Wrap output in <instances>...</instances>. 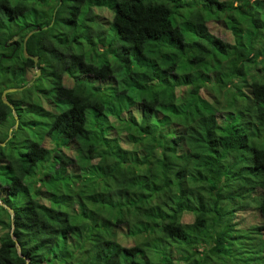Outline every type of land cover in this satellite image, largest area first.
Segmentation results:
<instances>
[{
    "label": "trees",
    "instance_id": "1",
    "mask_svg": "<svg viewBox=\"0 0 264 264\" xmlns=\"http://www.w3.org/2000/svg\"><path fill=\"white\" fill-rule=\"evenodd\" d=\"M24 85L0 264H264V0H0V94Z\"/></svg>",
    "mask_w": 264,
    "mask_h": 264
},
{
    "label": "rangeland",
    "instance_id": "2",
    "mask_svg": "<svg viewBox=\"0 0 264 264\" xmlns=\"http://www.w3.org/2000/svg\"><path fill=\"white\" fill-rule=\"evenodd\" d=\"M102 14L104 15V21L106 20L107 16H108V13L107 11H105L104 9H102ZM106 27V26H104ZM207 28L208 30L226 40V41H230L231 38H230V34L228 33V31L226 29L223 28V26L221 25L220 22H209L208 25H207ZM111 28L109 27L106 31L107 35L106 37H108L110 35V31ZM76 51V49H75ZM82 51H86L85 50V46L83 45L82 46ZM39 74V73H38ZM38 74L36 75V72H35V69H34V75L33 77L35 76H38ZM28 76H31V73L28 75ZM66 78H63L62 80V83L65 84V85H68L66 83ZM15 88H19V87H15ZM19 91V90H17ZM12 112V118L14 119V122L13 124L9 127V119L10 118H7L3 124L0 126V136H1V133H3L6 129H7V137L6 139L10 138L11 137V134L9 131L11 130H15L16 129V126L18 124V120H17V116L15 114H13L14 111H11ZM16 116V118H15ZM31 117H27L26 118V121L25 123L23 124L22 126V129L19 131V134H17L16 132H13V136H12V141L15 143V144H18L22 141V139H24L25 141L26 140H29L31 139V137L33 136V134H36V133H39V130H40V126L38 127H32V125L29 123V121H33V122H36L37 118L35 117H32V115H30ZM11 120V119H10ZM16 121V123H15ZM5 139V140H6ZM34 139H36V137L34 136ZM3 144V143H2ZM42 145L45 146V147H50L51 146V143L48 141V138H46L45 140H43L42 142ZM38 186V184L36 183L35 184V187ZM183 220L185 222H190L191 220V215L190 214H185ZM235 222H238L239 225H236V228H239L240 229V234H241V239H246V235L248 233V231L246 230L249 226H252V225H255L257 222H258V218H257V215L255 214V212L251 209H245L244 211L242 212H237L234 216V219H233ZM127 244V243H126ZM260 255H264V249L262 252L259 253Z\"/></svg>",
    "mask_w": 264,
    "mask_h": 264
},
{
    "label": "water",
    "instance_id": "3",
    "mask_svg": "<svg viewBox=\"0 0 264 264\" xmlns=\"http://www.w3.org/2000/svg\"><path fill=\"white\" fill-rule=\"evenodd\" d=\"M45 28H46V26L43 27V29H45ZM39 29H40L39 27H35V28H33L32 30L28 31V32L24 35V37H23V41H22V56H23V58L32 59V63H33V65L35 66L34 69H35L36 75L39 73V69L36 67V63H37L38 57H37V56H31V55H28V54L25 53L24 42H25V40L27 39V37H28L29 35H31V34L34 33V32H37ZM26 85H28V84H26ZM26 85H24V86H22V87H19V88L11 87V88L4 89V90L1 92V94H0L1 101H2L4 104H7V105L12 109V106H11V105L5 100V98H4L5 94H6V93H9V92H14V91H17V90L20 91V90H22L23 88H25ZM13 114H14V112H13ZM15 118H16V116H15ZM15 123H16V121H15ZM0 145H2V143H1ZM7 210H8V212H9L10 216H11V215H12V211H11L10 209H8V208H7ZM16 250H17V252L19 253V248H18V245H17V244H16Z\"/></svg>",
    "mask_w": 264,
    "mask_h": 264
},
{
    "label": "clouds",
    "instance_id": "4",
    "mask_svg": "<svg viewBox=\"0 0 264 264\" xmlns=\"http://www.w3.org/2000/svg\"><path fill=\"white\" fill-rule=\"evenodd\" d=\"M11 88V87H10ZM15 92V91H14ZM1 144V143H0Z\"/></svg>",
    "mask_w": 264,
    "mask_h": 264
}]
</instances>
